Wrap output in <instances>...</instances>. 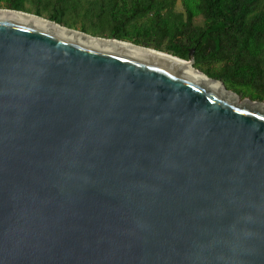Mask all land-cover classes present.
Masks as SVG:
<instances>
[{
  "label": "water",
  "instance_id": "1",
  "mask_svg": "<svg viewBox=\"0 0 264 264\" xmlns=\"http://www.w3.org/2000/svg\"><path fill=\"white\" fill-rule=\"evenodd\" d=\"M194 52L0 9V264H264V103Z\"/></svg>",
  "mask_w": 264,
  "mask_h": 264
},
{
  "label": "trees",
  "instance_id": "2",
  "mask_svg": "<svg viewBox=\"0 0 264 264\" xmlns=\"http://www.w3.org/2000/svg\"><path fill=\"white\" fill-rule=\"evenodd\" d=\"M38 1H43L42 7ZM181 3V12L178 0H0V9L35 14L68 27L67 14L83 5L103 27L114 30L109 36H92L115 38L186 61L194 49L197 70L242 98L250 97L244 93L247 90L255 94L253 101L264 102V0ZM35 5L38 8L31 11Z\"/></svg>",
  "mask_w": 264,
  "mask_h": 264
},
{
  "label": "rangeland",
  "instance_id": "3",
  "mask_svg": "<svg viewBox=\"0 0 264 264\" xmlns=\"http://www.w3.org/2000/svg\"><path fill=\"white\" fill-rule=\"evenodd\" d=\"M43 4H44L43 1L37 2V5H39L41 7L43 6ZM63 6H68V5L65 3V4H63ZM37 8L38 7L35 5L33 7V9H30V10L35 12V10ZM177 9L180 12L183 11V6L181 3V0H178ZM71 10L72 11H70L67 14L66 20L68 21L67 24L70 27L74 28L75 30L81 31L82 29H84L87 33H89L91 35H97V36H109L114 32V30L110 26L103 27L101 25V20L99 19V17L95 16V18H94V17L90 16L88 14L85 6L77 5L76 9H71ZM102 38H105V37H102ZM226 88L228 91L234 92V90L232 88H230V86H227ZM244 93L246 95H250V97L242 98L239 95V97H240L239 103H242L245 100L253 101L255 99V94L251 93L250 91L246 90V91H244ZM253 102L259 103L260 101H253ZM260 103H264V102H260Z\"/></svg>",
  "mask_w": 264,
  "mask_h": 264
},
{
  "label": "bare ground",
  "instance_id": "4",
  "mask_svg": "<svg viewBox=\"0 0 264 264\" xmlns=\"http://www.w3.org/2000/svg\"><path fill=\"white\" fill-rule=\"evenodd\" d=\"M202 75V74H201ZM204 76V75H203Z\"/></svg>",
  "mask_w": 264,
  "mask_h": 264
}]
</instances>
